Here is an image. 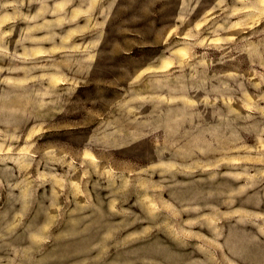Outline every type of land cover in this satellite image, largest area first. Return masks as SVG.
Instances as JSON below:
<instances>
[{"label": "rangeland", "instance_id": "rangeland-1", "mask_svg": "<svg viewBox=\"0 0 264 264\" xmlns=\"http://www.w3.org/2000/svg\"><path fill=\"white\" fill-rule=\"evenodd\" d=\"M0 264H264V0H0Z\"/></svg>", "mask_w": 264, "mask_h": 264}]
</instances>
